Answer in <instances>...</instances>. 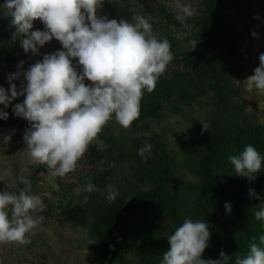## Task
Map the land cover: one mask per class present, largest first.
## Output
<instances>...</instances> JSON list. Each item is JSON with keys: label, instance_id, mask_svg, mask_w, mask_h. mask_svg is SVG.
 Segmentation results:
<instances>
[{"label": "clouds", "instance_id": "9594fccd", "mask_svg": "<svg viewBox=\"0 0 264 264\" xmlns=\"http://www.w3.org/2000/svg\"><path fill=\"white\" fill-rule=\"evenodd\" d=\"M103 4L104 0H4L0 5V15L11 17L16 28L14 34L19 35L25 53L39 54L53 38L62 46L43 54L41 60L26 70L25 61L21 60L17 71L8 76L9 89L0 86L3 106L0 119L6 121L9 112L5 109L17 96H24L12 111L30 125L23 135L28 164L46 166L53 177L64 178L75 171L109 121L115 120L129 128L140 116L145 92L156 89L159 78L174 59L169 40L158 38L148 19L137 15L132 23L124 18L98 15ZM176 5L178 21L194 16L195 9L190 3L176 0ZM36 19L43 23L44 30H33ZM256 35L254 32L253 36ZM193 45L195 48L197 42ZM259 60L254 74L245 79L246 89L264 94V53ZM21 77L18 91L12 81ZM203 128L207 130L205 125ZM10 141L11 135H5L3 144ZM151 153L150 144L138 149L144 160ZM229 160L237 175L251 181L264 170V155L252 144ZM22 182L30 187L29 180ZM53 187L60 190L59 184ZM96 187L89 182L83 191L91 194ZM249 194L261 199L254 189H249ZM118 195L117 189L107 186V202H115ZM89 198L85 195L84 202ZM224 207L227 213L231 212V202H225ZM45 208V201L39 195L23 190L18 194L0 190V243H31L30 234H34L43 220V216L34 218L33 213L43 212ZM254 215L264 221V207ZM210 239L209 225L204 219L186 218L168 237L170 247L163 253L161 264H227L231 257L223 251L219 259L202 258ZM236 264H264V235L259 237V243L250 245L246 257L237 258Z\"/></svg>", "mask_w": 264, "mask_h": 264}, {"label": "trees", "instance_id": "16d2710c", "mask_svg": "<svg viewBox=\"0 0 264 264\" xmlns=\"http://www.w3.org/2000/svg\"><path fill=\"white\" fill-rule=\"evenodd\" d=\"M230 1L233 3L235 0ZM182 2L190 3L195 9L194 16L187 18L193 24V29L183 40H178L170 29L161 23L162 20L176 19V14L168 12L161 0H104L102 9L98 10V15H107L110 19L124 18L132 23L137 15L146 19L156 16L159 19L153 27L154 33L158 38H167L172 46L174 59L169 66L177 68L166 70L159 78L153 91L154 100L149 103L141 101L140 116L132 123V127L156 116L158 105L163 102L188 104L208 96L214 106L210 118L213 128L207 132L201 144L191 146V151L185 150V166L197 176L196 182L184 181L170 170L169 165L165 167L163 164H159L153 172H147L146 169L140 174L137 172V181L129 182L123 187H114V184L107 180L106 176L110 171L103 175L97 172L103 181L94 182L96 189L103 187L107 190V186L112 185L119 192L116 201L109 203L104 197L97 202L95 190L91 194L85 192L80 200L72 201L71 205L64 207V217L59 218L61 224L69 228L82 225L88 231L94 254L91 264H131L126 260V252L136 236L142 238L145 244L140 248L136 264H161L163 253L170 246L167 242L155 243V236L162 231L161 228L153 226L155 220H165L169 226L173 224V228H176L186 218L203 220L213 216L212 212L217 209L227 213L225 202H231V212L227 214L231 216L229 221H232V228H227L223 222L219 223L217 228L209 226L211 239L209 247L202 254L203 259H219V254L223 251L231 257L227 264H236L237 258L246 257L250 245L257 243L259 237L264 235V221L257 220L254 215L264 207V170L257 173V178L251 181L237 175L229 160L230 156L239 155L248 144H252L264 155V126L253 122L235 123L240 107L232 101L235 89L227 77V70L237 50L234 35L226 28L221 18L218 0ZM3 3L4 0H0V5ZM36 29L44 30L43 23L35 20L33 30ZM15 31L11 17L0 15V58L4 56L13 64L16 63V53L21 49L20 37L14 34ZM194 41L197 42L195 48ZM3 85L0 73V86ZM16 103H22V100L15 98L5 109L9 112V118L6 121L0 119V132L11 126L22 129L30 126L26 119L14 115L12 109ZM229 115L233 118L229 119ZM112 122L116 121L108 123ZM102 137L109 140L106 136ZM163 149L162 143H156L154 154L152 152L150 156H157L162 161L167 160ZM135 156L136 154L129 150L126 154H121L123 159ZM111 160L110 150L90 145L81 159V164L95 170ZM146 177L153 185L148 191L140 187L145 184ZM33 187L35 188V185L32 180L27 191L41 196ZM249 189H254L261 199L250 196ZM85 195L90 196L86 203L83 200ZM45 204L50 210V206ZM47 213L49 211L45 208L43 212L33 213V216L45 217ZM131 216H137L144 221L136 226L133 232L130 229ZM147 240L159 245L158 250L149 247Z\"/></svg>", "mask_w": 264, "mask_h": 264}, {"label": "rangeland", "instance_id": "374dc122", "mask_svg": "<svg viewBox=\"0 0 264 264\" xmlns=\"http://www.w3.org/2000/svg\"><path fill=\"white\" fill-rule=\"evenodd\" d=\"M161 1L168 12L174 15L177 13L176 0ZM218 3L221 18L226 28L233 33L237 48L227 70L230 85L235 89L232 101L240 107L236 113L235 123L253 122L264 126V94L256 93L255 90L248 92L245 81L249 75L254 74V69L260 64L259 56L264 53V0H235L233 3L230 0H218ZM158 19L153 16L148 20L153 22L155 27ZM36 20L42 23L39 19ZM161 23L167 26L178 40L185 39V36H188L193 29V24L188 19L184 22L177 19L162 20ZM254 32L256 36H253ZM60 47L62 48L59 41L53 38L50 42H46L40 49V53L36 55L30 52L25 53L21 48L15 55V64L1 56L0 73L3 86L9 89L8 76L17 71V65L21 60L25 61L23 68L26 70L36 60H41L43 54L55 52L56 48L61 49ZM176 68V66H168L167 70ZM22 79L23 77L12 81L17 85L18 91ZM86 83L91 82L86 80ZM16 98L23 101L24 96L20 95ZM151 100H154L153 92H145L142 101L149 103ZM158 106L156 116L147 118L136 127L124 128L117 122L107 123L91 145L110 150L112 160L98 166L95 170L83 166L80 160L76 170L64 178L51 176L46 166L38 167L28 164V151L23 141L26 129L11 126L1 130L0 180L3 181H0V190L27 191L28 186L22 182V179H27L31 183L33 180L35 185L33 189L43 197L48 207L50 206V210L46 207L49 213L43 217L34 230V234H30L31 243L27 245L0 243V262L2 264H91L94 254L86 228L82 225L69 228L62 225L60 219L64 217V207L71 205L72 201L80 200L85 193L83 189L89 182L101 183L103 180L99 176L105 172L110 171L106 178L114 184V187H123L129 182L137 181L135 175L137 172L140 174L145 169L147 172H153L159 164H163L165 167L169 165L170 170L184 181L196 182L197 176L185 166V150L191 151L193 146L201 144L207 132L213 128L212 119H210L214 106L212 100L208 96H203L188 104L163 102ZM228 118L233 117L229 115ZM221 121L224 120L221 119ZM203 125L207 130L203 128ZM5 135H11L8 145L3 144ZM156 143L164 145L163 151L167 160L162 161L157 156H149L147 160H144L138 155V149L145 144L152 145L153 152ZM127 150L135 153V158H121V154H126ZM106 178L104 177V180ZM145 180V184L140 187L148 191L153 185L147 177ZM54 184H59V191L55 190ZM95 193L98 196L96 201L100 202L106 197L107 190L98 187ZM211 215L213 216L204 219L210 227L217 228L216 226L223 222L227 228H232L229 214L217 209ZM39 217L34 216L36 219ZM129 220L132 232L136 226L144 222L137 216H131ZM153 226L162 229L161 234L155 236V243H168V237L175 230L174 225L169 226L165 220H155ZM143 244L142 238L134 237L127 249L126 260L136 264ZM147 245L156 250L159 248V245L150 240H147Z\"/></svg>", "mask_w": 264, "mask_h": 264}]
</instances>
